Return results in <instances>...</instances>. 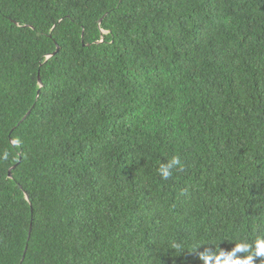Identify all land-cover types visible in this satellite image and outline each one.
Masks as SVG:
<instances>
[{"label":"trees","instance_id":"obj_1","mask_svg":"<svg viewBox=\"0 0 264 264\" xmlns=\"http://www.w3.org/2000/svg\"><path fill=\"white\" fill-rule=\"evenodd\" d=\"M257 240L264 0H0V264H264Z\"/></svg>","mask_w":264,"mask_h":264},{"label":"clouds","instance_id":"obj_2","mask_svg":"<svg viewBox=\"0 0 264 264\" xmlns=\"http://www.w3.org/2000/svg\"><path fill=\"white\" fill-rule=\"evenodd\" d=\"M176 167H182V161L179 156H173L167 164H162L159 169V175L162 180H168L172 176V169ZM256 247H257V255H264V241L257 240L256 242ZM237 250H246L243 248H239ZM201 259L207 261L206 257L201 256ZM233 264H238V262H233Z\"/></svg>","mask_w":264,"mask_h":264},{"label":"water","instance_id":"obj_3","mask_svg":"<svg viewBox=\"0 0 264 264\" xmlns=\"http://www.w3.org/2000/svg\"><path fill=\"white\" fill-rule=\"evenodd\" d=\"M59 50V48L57 47V49H56V51H55V53L57 52ZM55 53H53L52 55H55ZM38 84L41 86V82H40V79H39V77H38ZM29 114V112L27 113V115ZM26 115V116H27ZM26 116L22 119V120H24L25 118H26ZM14 167H12L11 169H13ZM11 169H9L8 170V178H11ZM25 199L28 201L29 200V197H28V195L25 193Z\"/></svg>","mask_w":264,"mask_h":264}]
</instances>
